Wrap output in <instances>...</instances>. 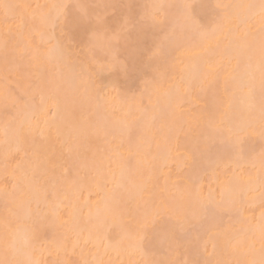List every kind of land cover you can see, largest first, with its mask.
Here are the masks:
<instances>
[{
  "label": "snow or ice",
  "instance_id": "snow-or-ice-1",
  "mask_svg": "<svg viewBox=\"0 0 264 264\" xmlns=\"http://www.w3.org/2000/svg\"><path fill=\"white\" fill-rule=\"evenodd\" d=\"M0 264H264V0H0Z\"/></svg>",
  "mask_w": 264,
  "mask_h": 264
},
{
  "label": "bare ground",
  "instance_id": "bare-ground-1",
  "mask_svg": "<svg viewBox=\"0 0 264 264\" xmlns=\"http://www.w3.org/2000/svg\"><path fill=\"white\" fill-rule=\"evenodd\" d=\"M22 2L36 4V3H43L44 0H22Z\"/></svg>",
  "mask_w": 264,
  "mask_h": 264
}]
</instances>
